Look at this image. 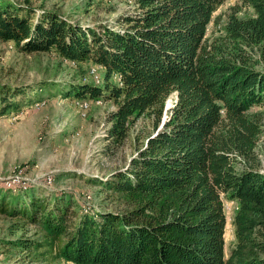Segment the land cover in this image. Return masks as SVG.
I'll list each match as a JSON object with an SVG mask.
<instances>
[{
    "label": "trees",
    "instance_id": "trees-1",
    "mask_svg": "<svg viewBox=\"0 0 264 264\" xmlns=\"http://www.w3.org/2000/svg\"><path fill=\"white\" fill-rule=\"evenodd\" d=\"M224 1L132 0L135 11L117 18L119 29L97 30L0 0V42L103 70L102 84L58 89L110 100L114 140H124L141 115L155 125L127 167L103 182L121 211L79 212L64 195L3 187L0 213L12 219L11 233L29 226L35 233L0 244L42 264H264V174L235 166L250 159L260 133L249 109L264 102V68L253 57L264 45V0H237L222 35L209 41L207 27ZM19 91L0 87L1 115L16 110L7 94ZM172 92L175 102L156 129ZM224 196L238 203L228 255Z\"/></svg>",
    "mask_w": 264,
    "mask_h": 264
},
{
    "label": "rangeland",
    "instance_id": "rangeland-1",
    "mask_svg": "<svg viewBox=\"0 0 264 264\" xmlns=\"http://www.w3.org/2000/svg\"><path fill=\"white\" fill-rule=\"evenodd\" d=\"M14 1L37 12L56 11L83 28L97 30L100 25L119 29L117 18L133 13L136 8L132 0ZM236 1L225 0L214 11L206 39L211 41L222 35L225 14ZM253 57L255 67L264 68V45L255 50ZM90 64L71 63L52 52L24 53L11 42H0V87L20 90L14 95L7 94L17 102L16 110L0 113L1 190L3 187L16 192L34 189L43 195H64L79 212L123 209L121 201L103 182L115 171L127 167L135 148L155 130V125L149 116L141 115L133 121L128 136L116 141L109 134L107 117L115 109L110 100L83 97L88 108L82 115L75 100L83 98L67 96L58 87L65 83H97L89 74ZM94 68L102 84L103 70ZM175 98V92L167 97L156 129L162 126ZM249 113L259 123L260 133L250 159L238 158L235 166H252L264 174V102L250 107ZM222 207L226 218L224 253L228 255L235 240L232 218L238 203L224 196ZM11 223L12 219L0 213V240L11 239L21 232L27 236L35 233L31 226L11 233ZM22 253L2 243L0 264H42ZM49 264L73 263L53 258Z\"/></svg>",
    "mask_w": 264,
    "mask_h": 264
},
{
    "label": "bare ground",
    "instance_id": "bare-ground-1",
    "mask_svg": "<svg viewBox=\"0 0 264 264\" xmlns=\"http://www.w3.org/2000/svg\"><path fill=\"white\" fill-rule=\"evenodd\" d=\"M89 74L91 76H93L94 81H97V82L99 81V77L96 74V69L94 67H91L89 69ZM75 104L80 108L81 114L84 115L85 111L88 108V103L84 100V98L83 99H76Z\"/></svg>",
    "mask_w": 264,
    "mask_h": 264
},
{
    "label": "built area",
    "instance_id": "built-area-1",
    "mask_svg": "<svg viewBox=\"0 0 264 264\" xmlns=\"http://www.w3.org/2000/svg\"><path fill=\"white\" fill-rule=\"evenodd\" d=\"M37 107V106H36ZM49 181V180H48Z\"/></svg>",
    "mask_w": 264,
    "mask_h": 264
}]
</instances>
